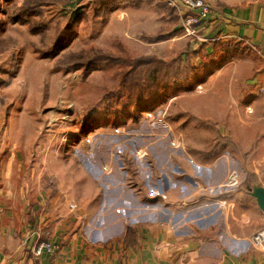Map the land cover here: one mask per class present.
I'll list each match as a JSON object with an SVG mask.
<instances>
[{
  "label": "crops",
  "instance_id": "1",
  "mask_svg": "<svg viewBox=\"0 0 264 264\" xmlns=\"http://www.w3.org/2000/svg\"><path fill=\"white\" fill-rule=\"evenodd\" d=\"M206 2L211 12L189 37L193 49L216 39L245 42L263 62L257 78L264 80V0ZM135 120L123 123L131 139ZM39 124L21 134L0 118V264H264V246L252 242L264 229L255 183H225L243 170L232 158L241 151L215 159L198 148L184 158L171 154V166L158 162L146 179L126 145L102 150L92 142L97 134H78L54 146L53 128L40 136ZM159 177L166 199L148 189ZM258 177L264 186V173ZM154 202L162 208H144ZM43 241L55 252L37 256Z\"/></svg>",
  "mask_w": 264,
  "mask_h": 264
},
{
  "label": "rangeland",
  "instance_id": "2",
  "mask_svg": "<svg viewBox=\"0 0 264 264\" xmlns=\"http://www.w3.org/2000/svg\"><path fill=\"white\" fill-rule=\"evenodd\" d=\"M23 3L0 0V118L9 117L13 131L31 134L40 123L36 133L41 136L53 128L54 146L61 138L70 142L78 134L86 139L97 134L91 136L92 142L102 150L126 145L123 149L130 150L145 175L158 162L169 168L171 154L184 158L183 154L198 148L215 159L241 151L232 157L242 161L241 181L260 183L264 80L257 78L263 62L255 50L250 49L247 56L234 52L212 58L213 43L209 48L202 44L193 49L195 41L190 38L197 33L181 27L178 10L166 0H80L66 7L46 4L39 17L24 20L19 16ZM119 42L129 56L149 60L133 68L129 82L150 81L154 75L170 81V74L181 67L167 65L178 56L189 66L202 63L203 68L188 82L170 81L166 101L136 115L116 117L117 96L122 94L114 95L118 77L101 67L85 72L72 64L110 53ZM188 56L200 58L194 63ZM121 67L120 72L129 70ZM236 101L242 107L239 114ZM128 119H136L129 129L134 130V139L127 136L133 131L123 126ZM140 150L143 154H138ZM248 166L262 171L251 173Z\"/></svg>",
  "mask_w": 264,
  "mask_h": 264
},
{
  "label": "trees",
  "instance_id": "3",
  "mask_svg": "<svg viewBox=\"0 0 264 264\" xmlns=\"http://www.w3.org/2000/svg\"><path fill=\"white\" fill-rule=\"evenodd\" d=\"M79 1L80 0H24L23 5L19 8V16L21 19L26 17L35 18L41 15L42 7L46 4H61L66 7L75 5ZM77 12H81V9ZM211 43H213L214 47L212 53L215 54L210 56L212 58L219 57L223 54L230 56L234 52L240 53L242 56H247L249 52L251 53L252 51H250L252 48H250L245 42L237 40L223 41L216 39ZM204 46L205 48L207 47V45ZM100 54L99 56H93L85 61L81 60V62H74L72 65L73 67L78 66L84 68L85 72L101 67L113 72L118 77L119 84L114 95L120 92H122V94L117 96L119 100H117L116 105L120 108L114 113L116 117L129 114L136 115L145 108L152 106V104H156L159 101H166L169 97L170 81L175 82L180 78V81L188 82L192 76L203 68L202 63L199 66H195L194 64L191 66L187 65L185 62L186 59H184L183 56L174 58L168 63L169 65L158 59L161 64L167 65L168 68L178 69L181 67L179 68L181 70L174 74H170L171 80L168 82L159 75H154L150 81L146 82H129L127 77L132 72L133 68H136L141 61H149L147 58L135 59L134 57L129 56L122 43H120L114 51ZM154 59L156 60L157 58L154 57ZM189 60L191 62L190 58ZM175 65H178L179 67ZM121 66H125L129 70L120 72L119 67L123 68ZM246 183L250 184V182Z\"/></svg>",
  "mask_w": 264,
  "mask_h": 264
},
{
  "label": "built area",
  "instance_id": "4",
  "mask_svg": "<svg viewBox=\"0 0 264 264\" xmlns=\"http://www.w3.org/2000/svg\"><path fill=\"white\" fill-rule=\"evenodd\" d=\"M166 2L176 8L180 14L181 27L190 34H195V27L200 26L204 20L208 18L211 12V6L206 0H166ZM147 115H151L148 113ZM138 154H143L138 151ZM145 154H143L144 156ZM146 179H152V172L145 175ZM241 182V175L237 171H231L226 179V185L237 186ZM149 192L152 196L161 197L166 199L167 195L164 191V182L161 177L156 178L152 184L148 186ZM224 202L218 204L222 206ZM147 210H156L162 208L158 202L152 204H145L144 208ZM252 242L255 246H264V229H260L252 238ZM56 244L49 241H43L38 244L35 250L37 256L44 254H52L56 250Z\"/></svg>",
  "mask_w": 264,
  "mask_h": 264
},
{
  "label": "water",
  "instance_id": "5",
  "mask_svg": "<svg viewBox=\"0 0 264 264\" xmlns=\"http://www.w3.org/2000/svg\"><path fill=\"white\" fill-rule=\"evenodd\" d=\"M251 195L256 198L258 205L264 210V186L261 183L253 185Z\"/></svg>",
  "mask_w": 264,
  "mask_h": 264
}]
</instances>
